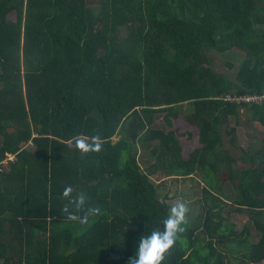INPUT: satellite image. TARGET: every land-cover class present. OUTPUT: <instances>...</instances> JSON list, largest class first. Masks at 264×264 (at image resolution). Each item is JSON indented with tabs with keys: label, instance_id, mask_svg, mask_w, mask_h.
<instances>
[{
	"label": "trees",
	"instance_id": "obj_1",
	"mask_svg": "<svg viewBox=\"0 0 264 264\" xmlns=\"http://www.w3.org/2000/svg\"><path fill=\"white\" fill-rule=\"evenodd\" d=\"M233 49L230 77L210 54ZM262 94L264 0H0V264H127L171 208L164 180L193 176L200 211L163 264L261 263L264 99L238 98ZM241 116L262 129L238 156ZM174 121L197 127L190 153ZM68 185L100 214L70 220Z\"/></svg>",
	"mask_w": 264,
	"mask_h": 264
},
{
	"label": "rangeland",
	"instance_id": "obj_2",
	"mask_svg": "<svg viewBox=\"0 0 264 264\" xmlns=\"http://www.w3.org/2000/svg\"><path fill=\"white\" fill-rule=\"evenodd\" d=\"M12 16L13 15H11V17ZM210 56H211L210 63L218 72L220 73L223 72L229 75L230 77H232L235 71L237 70L239 63L242 60L243 52L237 49H233L224 53H211ZM229 63H231L232 66H229ZM227 98H230V96L228 95ZM242 114L245 118L247 117V115H245L243 112ZM161 115H162L161 113L158 114V117ZM243 116L240 117V123L236 129L235 144L232 145V143L229 141V138L226 136H224L223 139L224 140L223 147L229 150L230 152H232L233 155L235 154L238 156L241 154L242 147L245 148L249 140L252 139L255 140V137L257 136V132H258L257 130H259L260 132V130L262 129V126L258 122H252V124H249L250 126H248V124L243 122L244 120ZM158 120L159 118H157V121ZM157 123L159 124V121ZM174 125H175V132L183 146L185 153H190L195 147H198L200 145L198 141V129L195 125L181 121H174ZM140 154L143 156V154L145 153L142 151ZM141 159L142 157L139 156V162H141ZM239 165L241 166L242 164H240L239 162ZM220 168L222 169V171L219 173V175L221 176V178H223L224 181L222 188L227 190L229 179L227 173L223 170L224 167L221 166ZM152 177L153 179L158 180L159 178H161V175L155 173L152 175ZM195 177L194 176L184 177V178L167 177L164 180V187H165L164 189L166 191L171 190L169 191V199H168V203L170 204V207H172L178 201L183 200L187 204L189 209L187 212L188 216H190V213H198L200 211L202 182L198 177L196 178ZM234 180L237 181L236 179ZM232 203L234 207H236V204L234 202ZM229 218L235 224V228L238 231L244 225H248L249 227H251V223L249 222L248 219V210L245 208H243V210L240 211H233L232 214H230ZM257 238H258L257 230L252 226L250 240L256 241ZM259 264H264V261H262Z\"/></svg>",
	"mask_w": 264,
	"mask_h": 264
},
{
	"label": "clouds",
	"instance_id": "obj_3",
	"mask_svg": "<svg viewBox=\"0 0 264 264\" xmlns=\"http://www.w3.org/2000/svg\"><path fill=\"white\" fill-rule=\"evenodd\" d=\"M77 144L83 151L98 150L100 148L99 144H89L83 139L77 141ZM72 191V186L68 185L63 192V195L68 197V204L65 206L64 211L70 220L79 221L83 224L88 221L87 213L100 214L101 209L99 207H89L86 214L79 215L78 211L85 207L87 197L83 193L71 197ZM71 208L76 211H71ZM188 210L187 204L180 200L162 218L161 227L146 233H140L134 245V253L127 259V264H163L165 254L178 242L180 234L185 231ZM121 237L122 239L114 241L123 243L124 237L122 235Z\"/></svg>",
	"mask_w": 264,
	"mask_h": 264
},
{
	"label": "built area",
	"instance_id": "obj_4",
	"mask_svg": "<svg viewBox=\"0 0 264 264\" xmlns=\"http://www.w3.org/2000/svg\"><path fill=\"white\" fill-rule=\"evenodd\" d=\"M238 99H242V100H246V101H261L262 99H264V94H262V95H245V96L239 97ZM13 157H14V154H9L7 159H12Z\"/></svg>",
	"mask_w": 264,
	"mask_h": 264
},
{
	"label": "crops",
	"instance_id": "obj_5",
	"mask_svg": "<svg viewBox=\"0 0 264 264\" xmlns=\"http://www.w3.org/2000/svg\"><path fill=\"white\" fill-rule=\"evenodd\" d=\"M8 155H9V154H8ZM5 160H6V162H8L9 160H13V158H12V159H7V158H6ZM5 160H4V163H6Z\"/></svg>",
	"mask_w": 264,
	"mask_h": 264
}]
</instances>
